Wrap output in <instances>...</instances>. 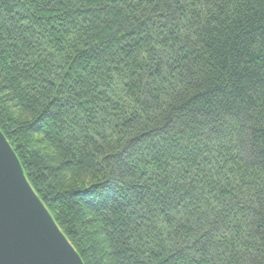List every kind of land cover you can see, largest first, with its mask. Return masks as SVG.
<instances>
[{
    "label": "trees",
    "instance_id": "obj_1",
    "mask_svg": "<svg viewBox=\"0 0 264 264\" xmlns=\"http://www.w3.org/2000/svg\"><path fill=\"white\" fill-rule=\"evenodd\" d=\"M0 127L86 264H264V0H0Z\"/></svg>",
    "mask_w": 264,
    "mask_h": 264
},
{
    "label": "water",
    "instance_id": "obj_2",
    "mask_svg": "<svg viewBox=\"0 0 264 264\" xmlns=\"http://www.w3.org/2000/svg\"><path fill=\"white\" fill-rule=\"evenodd\" d=\"M0 264H86L0 127Z\"/></svg>",
    "mask_w": 264,
    "mask_h": 264
}]
</instances>
